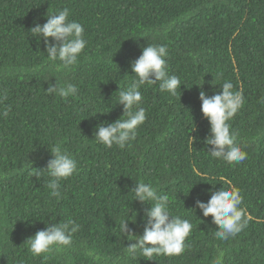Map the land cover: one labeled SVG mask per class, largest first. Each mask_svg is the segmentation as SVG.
Segmentation results:
<instances>
[{"label": "trees", "instance_id": "obj_1", "mask_svg": "<svg viewBox=\"0 0 264 264\" xmlns=\"http://www.w3.org/2000/svg\"><path fill=\"white\" fill-rule=\"evenodd\" d=\"M52 1L0 0V264H264V0H76L61 64Z\"/></svg>", "mask_w": 264, "mask_h": 264}, {"label": "clouds", "instance_id": "obj_2", "mask_svg": "<svg viewBox=\"0 0 264 264\" xmlns=\"http://www.w3.org/2000/svg\"><path fill=\"white\" fill-rule=\"evenodd\" d=\"M89 11L87 4L76 0H53L48 10L33 21L31 28L35 37L45 41H56L57 45L54 46L60 47L61 52L49 53V60L57 61L59 64L64 63L68 57L67 53L71 52L72 47L82 46L86 43L83 39L86 34V23L99 22V18L90 14ZM149 74L143 75L139 82L148 78ZM196 107H202V104L197 102ZM240 109L238 108L234 112L230 120ZM199 121L204 128L210 129V119L200 118Z\"/></svg>", "mask_w": 264, "mask_h": 264}, {"label": "rangeland", "instance_id": "obj_3", "mask_svg": "<svg viewBox=\"0 0 264 264\" xmlns=\"http://www.w3.org/2000/svg\"><path fill=\"white\" fill-rule=\"evenodd\" d=\"M263 10H264V5H261V6L258 7V11H263Z\"/></svg>", "mask_w": 264, "mask_h": 264}]
</instances>
